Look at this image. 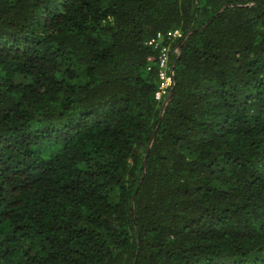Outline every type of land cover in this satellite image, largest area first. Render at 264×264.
Segmentation results:
<instances>
[{
	"label": "trees",
	"instance_id": "1",
	"mask_svg": "<svg viewBox=\"0 0 264 264\" xmlns=\"http://www.w3.org/2000/svg\"><path fill=\"white\" fill-rule=\"evenodd\" d=\"M133 263L264 264V0H0V264Z\"/></svg>",
	"mask_w": 264,
	"mask_h": 264
},
{
	"label": "built area",
	"instance_id": "2",
	"mask_svg": "<svg viewBox=\"0 0 264 264\" xmlns=\"http://www.w3.org/2000/svg\"><path fill=\"white\" fill-rule=\"evenodd\" d=\"M181 37V31L174 29L165 34L157 33L155 37L148 41L149 45H152L159 50L157 60L159 83L154 93V97L158 100H163L164 104L167 102L170 90L174 85L173 66L170 65V56L179 53V47L173 46V43ZM164 39L168 42L164 43Z\"/></svg>",
	"mask_w": 264,
	"mask_h": 264
},
{
	"label": "water",
	"instance_id": "3",
	"mask_svg": "<svg viewBox=\"0 0 264 264\" xmlns=\"http://www.w3.org/2000/svg\"><path fill=\"white\" fill-rule=\"evenodd\" d=\"M173 86H172V88H171V90H170V94H169V96H168V98L170 97V95L172 94V92H173ZM154 136V135H153ZM153 136H152V138H153ZM146 155H147V153H146ZM134 197V196H133ZM133 264H135V263H133Z\"/></svg>",
	"mask_w": 264,
	"mask_h": 264
}]
</instances>
